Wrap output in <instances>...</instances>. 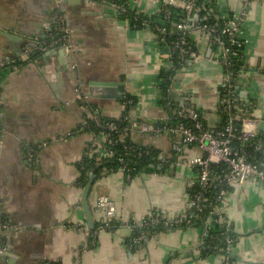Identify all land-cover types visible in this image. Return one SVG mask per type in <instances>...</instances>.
Instances as JSON below:
<instances>
[{"label": "crops", "instance_id": "crops-1", "mask_svg": "<svg viewBox=\"0 0 264 264\" xmlns=\"http://www.w3.org/2000/svg\"><path fill=\"white\" fill-rule=\"evenodd\" d=\"M126 2L147 13L157 12L162 4ZM210 6L207 13L217 20L245 13L239 37L251 73L235 76L234 83L243 114L264 120V0H210ZM57 12L72 29L77 46L73 61L67 58L64 68L58 57L42 52L34 64L1 69L0 211L22 227L3 233L6 252L0 255V264H222L220 254L201 253V224L146 231L139 246L128 243L135 236L130 222L151 210L175 218L188 204V183L195 171L186 159L200 150L182 144L178 136L131 135L134 143L153 148L166 162L151 176L136 175L142 185L135 177L126 181L120 171L96 176L88 196L95 227L104 218L96 207L101 196L113 201L121 221L96 235L88 229L81 203L84 187L78 180L90 134L81 129L84 111L74 94L73 74L86 86L91 80L120 83L121 91L135 99L128 110L131 117L155 122L165 114L158 98L165 54L153 31L133 28L103 3L0 0V61L17 57L25 40L42 38L45 24L53 22ZM188 25L193 29L194 17ZM189 37L205 57L195 59L191 71L177 74L175 96L189 92L205 122L217 125L223 68L209 60L211 45L201 31L195 29ZM70 63L75 64L74 71ZM94 103L104 115L121 114V99ZM251 128L259 135L264 130L259 124ZM262 144L264 148V140ZM175 146H181V152ZM29 149L36 150L32 160L26 158ZM222 208L237 237L228 255L230 263L264 264V186L246 181L231 187Z\"/></svg>", "mask_w": 264, "mask_h": 264}, {"label": "built area", "instance_id": "built-area-1", "mask_svg": "<svg viewBox=\"0 0 264 264\" xmlns=\"http://www.w3.org/2000/svg\"><path fill=\"white\" fill-rule=\"evenodd\" d=\"M54 1L57 5L60 2ZM83 1L87 6L95 3L106 4L114 11V14L123 16L131 26L134 24L137 29L153 31L155 42L165 54L164 70L174 72L167 89L170 96L163 95L160 87L161 79L158 80V98L165 114L162 120L155 122L133 119L128 110L135 103V99L122 91V96L119 98L122 105L120 116L115 118L104 115L101 108L94 103V99L86 95V85L81 83L73 72L74 94L84 111L81 129L90 134L89 144L81 162L86 159L94 167H100L98 174L94 171H87L85 178L81 182L78 181L79 187L82 189L93 173L100 178L120 171L126 181H131L139 174H155L156 171H148L145 165L140 170H137L135 166H130L134 160L141 159L146 151L148 153V149H141L139 148L141 145L132 141L133 133H164L168 136H178L182 144H190L200 150L198 154L186 159V163L195 171L188 183V204L185 210L175 218H171L163 211L151 210L146 215L130 222L128 226L140 232L133 236L130 245L139 246L146 231H153L160 224L164 225L165 229H170L172 224L189 225L192 224L193 218H199L204 214L200 250L205 244L213 248L212 241L218 239L223 242V246L219 248L222 264H231L228 255L237 237L229 233L233 230L222 208L225 197L231 187L240 186L246 181L264 186V148L262 147L264 130L262 135H259L255 128H251V125H261L264 120L243 114L244 110L238 100V88L234 83L235 76L251 73L244 60L240 64L234 61L237 58L234 45L240 42L239 30L245 13L221 18L219 28L218 20L210 14L202 17L197 15L204 4L208 5L207 10L212 8L210 0H161L159 10L154 13L135 10L128 5L126 0ZM193 17L195 25L191 29L188 23ZM210 17L215 22L210 21ZM44 29L42 38H30L24 41L17 57L0 61V76L1 69L4 67L34 64L38 57L36 55L51 49L64 50L66 59L73 61L77 46L73 40L72 29L63 14L57 12L55 20L45 24ZM195 29L201 31L211 45L209 60L221 64L223 68V75L218 84L220 99L217 107L221 119L217 125L205 124L203 112L195 105L189 92L179 91L175 96L174 89L178 83L177 74L191 71L194 60L205 57L204 53L198 50L195 41L189 37L191 31ZM233 65L239 66L237 71L233 70ZM69 68L74 71L75 64L70 63ZM253 106L254 103L251 107ZM221 113L225 117L223 120ZM131 141L135 145L129 143ZM118 144L122 145L123 155L118 154L115 149ZM248 147H251L250 151ZM175 150L178 153L181 152V146H175ZM153 151L156 152L157 161L154 166L159 170L166 161L156 150ZM35 152V149H29L27 160H32ZM112 159L118 161L117 169L105 166V163ZM218 164L223 165V171L220 173L213 169V165ZM210 189L214 190L212 196H208L207 193ZM207 201L209 202L205 207L204 202ZM96 207L103 213L104 218L92 229L94 235L100 231L112 229L121 221L113 201L108 196L98 197ZM214 225L225 227L226 231L210 234ZM21 227L18 223L10 221L0 211V255L6 252L1 238L3 233L17 232ZM81 228L87 230L85 226ZM91 241L95 242L94 239Z\"/></svg>", "mask_w": 264, "mask_h": 264}, {"label": "trees", "instance_id": "trees-1", "mask_svg": "<svg viewBox=\"0 0 264 264\" xmlns=\"http://www.w3.org/2000/svg\"><path fill=\"white\" fill-rule=\"evenodd\" d=\"M207 5H203L202 8L200 9V11L198 12V17H202L204 15H208L207 13ZM210 21L212 22H215V20L210 17L209 19ZM218 23V26L220 28L221 26V19H219L217 21ZM132 27L135 28L134 24H132ZM239 43H237L236 45H234V48L236 49L237 51V58L234 60L237 64L240 62L242 63V61L244 60V56H243V50H242V42H241V39H239ZM38 56V55H36ZM233 70L237 71L238 70V67L237 65H233ZM173 72L172 70H162L159 74V78L161 79V82H160V87L162 89V93L163 95L165 96H170V94L167 92V89L169 88L170 86V77L173 75ZM123 100V99H122ZM222 115V120L225 118L224 115L221 113ZM187 123V122H186ZM206 124V122H205ZM133 145H135L132 141L129 142ZM139 148L141 149H148V153L146 151V153L141 157V159H138V160H134L132 162V164L130 166H135L137 170H140L142 168V166H146L147 170L148 171H160V169L158 170L156 168V166H154L155 163H157L156 161V152H154L153 148L151 147H147V146H139ZM115 149L117 151L118 154H121L123 155V150H122V145L121 144H118L115 146ZM153 149V150H151ZM249 151L251 150V147H248ZM153 151V152H152ZM105 166L107 167H110V168H114V169H117L119 167V163L116 159H112L111 161H109L108 163H105ZM103 167V165L101 166ZM79 168H80V172H81V175H80V178H79V182H81L84 178H85V174L87 171H94L95 173L98 174L99 170H100V167H94L93 164L91 162H89L88 160H84L83 162H80L79 163ZM213 169L215 172L217 173H220L223 171V165L222 164H218V165H213ZM208 193V196H212L214 195V190L210 189L207 191ZM208 202H204V205L205 207L208 205ZM204 214L199 216V218H193L191 223L192 224H201L203 225L204 223ZM186 224H172L169 228H179V227H185ZM166 227L162 224L158 225L157 227H155L154 229L159 231V230H163L165 229ZM134 231V235H138L139 233V230H133ZM149 231V230H148ZM221 231H226L225 227H221V226H218V225H214L211 230H210V234H218L220 233ZM92 232V231H91ZM230 234H234L232 231L229 232ZM236 236V235H235ZM92 238V237H91ZM131 240L128 241V243H130ZM212 244H213V248H209L205 245H202V248H201V253L203 255H207V254H212V253H215V254H219L220 251H219V248H221L223 246V242L218 240V239H214L212 241ZM49 264H55V263H49Z\"/></svg>", "mask_w": 264, "mask_h": 264}, {"label": "water", "instance_id": "water-1", "mask_svg": "<svg viewBox=\"0 0 264 264\" xmlns=\"http://www.w3.org/2000/svg\"><path fill=\"white\" fill-rule=\"evenodd\" d=\"M58 1L63 2L65 0H58ZM45 53L48 55H53L55 57H58L59 60L61 61L62 66L64 68L67 67L66 56H65L64 50L51 49V50L45 51ZM119 85L120 83L116 81H92L91 80V81H88L87 83L86 95L90 98H93L99 101L116 100V99L121 98L122 96ZM263 126H264V122L260 125V127H263ZM95 179H96V174L95 173L91 174L87 182L84 185V188L82 191V197H81V203H82L83 210L85 213L87 227L90 230L95 228V224L93 221L91 209L88 205V196H89V193L91 191V188L93 186Z\"/></svg>", "mask_w": 264, "mask_h": 264}, {"label": "rangeland", "instance_id": "rangeland-1", "mask_svg": "<svg viewBox=\"0 0 264 264\" xmlns=\"http://www.w3.org/2000/svg\"><path fill=\"white\" fill-rule=\"evenodd\" d=\"M150 176H151V174H150ZM135 179H137V184L138 185H142L143 181H141V179L139 177L135 176ZM148 185H151V184L149 183ZM144 195H145V193H144ZM144 195H143V197H144Z\"/></svg>", "mask_w": 264, "mask_h": 264}]
</instances>
